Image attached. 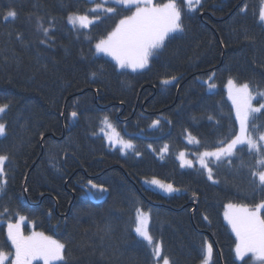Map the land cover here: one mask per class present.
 I'll return each mask as SVG.
<instances>
[{
    "label": "trees",
    "instance_id": "16d2710c",
    "mask_svg": "<svg viewBox=\"0 0 264 264\" xmlns=\"http://www.w3.org/2000/svg\"><path fill=\"white\" fill-rule=\"evenodd\" d=\"M96 3L0 0V104H9L0 116L6 126L0 154L10 158L0 191V213L8 210L0 215V251L14 256L6 224L24 216V234L65 245L64 260L55 264H156L157 243L170 264H199L208 245L210 264H250L236 260L223 211L264 201L252 175L259 170L255 154L243 145L232 157L209 161L211 180L204 168L182 167L177 158L184 152L193 161L237 133L229 79L249 83L253 95L264 92L261 0H201L142 71L119 69L95 53L94 45L133 12L110 3L116 13H89ZM72 13L98 19L79 30L68 24ZM255 116L264 132V114ZM104 117L134 148L106 142ZM189 134L199 143H190ZM144 178L180 192L154 191ZM137 209L149 215L153 246L135 232Z\"/></svg>",
    "mask_w": 264,
    "mask_h": 264
},
{
    "label": "snow or ice",
    "instance_id": "6c2138e0",
    "mask_svg": "<svg viewBox=\"0 0 264 264\" xmlns=\"http://www.w3.org/2000/svg\"><path fill=\"white\" fill-rule=\"evenodd\" d=\"M107 3L108 0H105ZM115 5L125 6L135 11L131 15H125L116 25L115 29L108 34L106 38L100 39L95 44V49L98 53H105L111 56L121 68H131L133 71L143 69L147 66L149 58L154 52L163 47L165 39L170 33L183 31L182 14L184 12H195L201 5V0H167L166 3L155 5L153 0H112ZM179 3H183L181 8ZM107 13H116L117 8L107 7L102 8L100 3L96 4L95 8L89 9V13L97 14L99 11ZM17 13L9 11L7 17L15 18ZM6 17V18H7ZM68 23L73 28H88L98 19V15H93L90 18L89 14L72 13L68 16ZM258 20L264 24V0H261ZM43 27L42 25L40 26ZM45 35L48 33L47 28H43ZM95 73H93V76ZM175 79V78H173ZM169 81H164L168 83ZM214 84H209V89L214 88ZM229 98L232 101L235 109L236 120L239 122V131L227 142L219 141L218 147L214 151H204L199 156L201 167L207 169L208 178L212 179V169L208 166L207 158H215L220 161L222 158H229L235 154L238 145H247L248 150L255 154L256 164L259 166L258 171H254L252 175L258 178V186L261 191H264V132L260 130L262 126L255 124L257 117L255 114H264V103L259 106H253V90L249 83L237 85L233 79H229L226 85ZM257 95L264 97V92H257ZM9 104H0V114L6 112ZM72 117L77 116L76 112L71 113ZM211 119V117H210ZM104 127L101 132H104L105 138L110 143H119L121 151L124 149L134 148L131 141L122 139L115 127L111 124L107 117L101 121ZM159 121H154L153 126L158 125ZM105 128L111 131V135L105 131ZM258 133L254 136L253 133ZM6 134V126L0 123V136ZM115 136V140H113ZM190 143H199V141L189 134ZM167 150V146L163 151ZM184 166L191 167L192 162L184 159V153L179 155ZM10 163V158L6 154H0V191H3L7 184L6 167ZM91 183V182H89ZM151 184L163 188L165 191L174 192L176 189L171 184H164L159 180L152 179ZM92 188L100 192L106 191L101 185L92 184ZM231 210L225 213V218L231 225L233 232L237 238L235 247L236 256L243 260L244 257L251 253L255 260L264 264V216L261 210H264V201L256 204L254 208L249 209L246 206L235 208L229 204ZM5 209L4 215L7 213ZM137 224L135 232L143 237L150 246H153V237L148 231V216L137 209ZM26 218L18 217L17 223L9 222L7 224V238L11 241V245L15 249L14 259L10 264H32L36 259L43 261V264H53L54 261L64 260L65 245L46 236L43 233H32L29 236H24L21 231V224ZM207 219V217H205ZM153 255L159 260L161 257V245L159 243L153 246ZM207 254L204 264H208L211 258L212 247L208 245ZM8 260V254L0 251V264H5ZM163 264H170L168 257H163Z\"/></svg>",
    "mask_w": 264,
    "mask_h": 264
},
{
    "label": "rangeland",
    "instance_id": "374dc122",
    "mask_svg": "<svg viewBox=\"0 0 264 264\" xmlns=\"http://www.w3.org/2000/svg\"><path fill=\"white\" fill-rule=\"evenodd\" d=\"M90 1H93V2H98V3H100L101 5H102V8H107L108 7V5L107 4H110V3H112V0H108V2L106 3L105 2V0H90ZM166 2H167V0H166ZM165 2V3H166ZM97 4V3H96ZM96 4L94 5V7L93 8H95L96 7ZM112 4H114V3H112ZM153 4H155V5H160L159 3H156V0H153ZM125 7V6H124ZM133 8V11H135V8L134 7H132ZM102 11V10H101ZM91 18V17H90ZM67 21H68V19H67ZM96 21V20H95ZM69 24V23H68ZM69 26H71L72 28H73V26L71 25V24H69ZM116 27V26H115ZM115 27L113 28V30L115 29ZM89 28V27H88ZM88 28H86V29H88ZM75 29H84V28H79V27H76ZM112 30V31H113ZM111 31V32H112ZM175 33V32H174ZM174 33H170L169 34V36L170 35H172V34H174ZM106 38V37H105ZM94 49H95V45H94ZM95 53L97 54V55H99V56H103V57H106L107 59H109L110 61H112L119 69H121L118 65H117V63H116V61L111 57V56H108V55H106L105 53H98L97 51H96V49H95ZM148 65V64H147ZM146 68V67H145ZM145 68H143V69H145ZM124 69H126V70H129V71H133L131 68H124ZM143 69H137V70H135V71H142ZM237 84V83H236ZM227 85V84H226ZM237 85H241V84H237ZM225 90H226V94H227V97H228V99H229V101H230V103H231V105H232V107H233V104H232V101H231V99L229 98V94H228V89H227V87L225 86ZM255 96V99L253 100V106H259V104H261V103H263V101L262 100H260V102L259 103H257L256 104V101L260 98V96L259 95H254ZM233 111H234V116H235V119H236V114H235V109H234V107H233ZM2 114H0V116H1ZM237 121V120H236ZM0 123H2L1 121H0ZM237 126H238V131H239V122L237 121ZM105 131L106 132H108L110 135H111V131L109 130V129H105ZM237 131V132H238ZM104 137H105V134H104V132H100ZM106 139V138H105ZM113 140H115V136H113ZM106 142L107 143H109V144H111L112 146H118V145H116L117 143H110L109 142V140L108 139H106ZM119 144V143H118ZM239 146H241V145H238L237 147H239ZM243 146V145H242ZM247 146V145H246ZM212 151H214V150H212ZM184 153V152H183ZM179 155H180V153L178 154V161H179V163L180 164H182V161H181V159H179ZM199 156H200V154L199 155H197V156H195V158H194V160L192 161L189 157H188V155L186 154V153H184V159L185 160H187V161H191L192 162V166L194 165V164H197V166H199V167H201V164L199 163ZM222 159H224V158H222ZM221 159V160H222ZM209 161H217V160H215V158H207V163L209 162ZM191 166V167H192ZM182 167H189V166H187V164H185L184 166H182ZM203 168V167H202ZM205 169V168H204ZM206 170V172H207V169H205ZM207 174H208V172H207ZM152 179H156V178H144V179H142V184H143V186H145V187H147V188H150V189H152V190H154V191H157V192H160V193H163V194H166V195H173V194H176V193H178V192H180V190L178 189V188H176V187H174L173 185V188L174 189H176V191H174V192H168V191H165L163 188H161V187H159V186H157V185H154V184H151L150 183V181L152 180ZM156 180H159V179H156ZM159 181H161L162 183H164V184H169V183H166V182H164V181H162V180H159ZM229 205V204H228ZM228 205H226L225 206V208H224V211H223V219H224V222H225V224L228 226V228H229V231L231 232V234L233 235V237L235 238V240H236V244H237V238H236V235H235V232H233V230H232V227H231V225L228 223V220L225 218V213L226 212H229V211H231L229 208H228ZM232 205V204H231ZM235 208H240V207H243V206H239V205H233ZM252 208H254V207H252ZM252 208H249V209H252ZM142 213H144V214H147V213H145V212H143V211H141ZM261 212H262V210H261ZM261 214V213H260ZM137 212H136V215H135V219H136V224H137ZM147 216H148V224H149V215L147 214ZM17 222H18V220H17ZM17 222H15V223H17ZM26 223V221L24 220V222L21 224V231H22V234L24 235V236H29V235H31L32 233H34V231H32V232H30V233H28V234H24L23 233V226H24V224ZM6 233H7V224H6ZM35 233H38V232H35ZM137 234V233H136ZM137 236L138 237H140L141 239H143V237H141V236H139L138 234H137ZM11 242V241H10ZM207 250V249H206ZM7 254V253H6ZM206 254H207V251H206ZM206 254H205V257H206ZM235 258H236V260L237 261H239V262H242L244 259H246V258H248L249 259V261H250V264H261V262L260 261H258V260H255V258L252 256V254L251 253H249V254H247L245 257H244V259L243 260H241V259H239L237 256H236V254H235ZM12 259H14V256H10L9 254H8V260L5 262V264H10V262H11V260ZM155 259H156V264H163V258L162 257H160L159 258V260H157V258L155 257ZM204 260H205V258H204ZM204 260L203 261H201L199 264H204ZM35 261H39V262H41V264H43V261L42 260H40V259H36V260H34L33 262H35ZM32 262V263H33ZM58 261H54L53 262V264H55V263H57ZM210 262H211V258H210V260H208V264H210Z\"/></svg>",
    "mask_w": 264,
    "mask_h": 264
}]
</instances>
